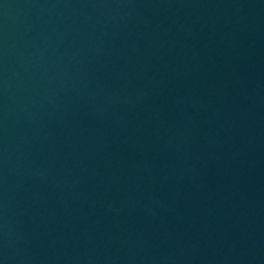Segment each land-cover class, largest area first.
<instances>
[{"label": "water", "instance_id": "95a60500", "mask_svg": "<svg viewBox=\"0 0 264 264\" xmlns=\"http://www.w3.org/2000/svg\"><path fill=\"white\" fill-rule=\"evenodd\" d=\"M0 264H264V0H0Z\"/></svg>", "mask_w": 264, "mask_h": 264}]
</instances>
